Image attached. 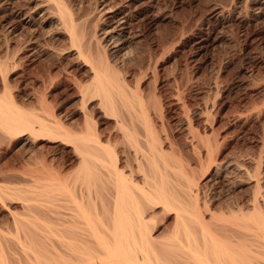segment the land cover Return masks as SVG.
<instances>
[{
    "label": "rangeland",
    "instance_id": "1",
    "mask_svg": "<svg viewBox=\"0 0 264 264\" xmlns=\"http://www.w3.org/2000/svg\"><path fill=\"white\" fill-rule=\"evenodd\" d=\"M2 1L0 58L8 60L6 83L14 101L39 120L59 122L75 133L84 131V113H89L102 141L109 140L119 151L111 110L98 99H80L87 67L63 28L48 20L53 9L42 7L32 26L12 24L15 8L30 12L40 0ZM62 1L82 17L80 28L95 33L103 44L107 24L101 0ZM143 11L132 21L128 56L111 57L113 66L130 86L139 80L148 105L153 93L162 120L151 113L152 123L163 142L188 158L201 201L211 210L219 213L248 204L254 174L264 198V0H155ZM200 139L211 145L210 156ZM194 146L204 150L198 158H192ZM78 164L72 146L60 140L0 132V185L6 192L32 188L39 175L70 176ZM18 197L5 195L0 201V232L13 228V216L32 214L31 202ZM155 211L149 226L154 234L165 235L173 227V214Z\"/></svg>",
    "mask_w": 264,
    "mask_h": 264
},
{
    "label": "bare ground",
    "instance_id": "2",
    "mask_svg": "<svg viewBox=\"0 0 264 264\" xmlns=\"http://www.w3.org/2000/svg\"><path fill=\"white\" fill-rule=\"evenodd\" d=\"M37 2L29 13L10 10V21L32 26L42 7L53 9L48 20L63 28L87 67L79 84L80 99H98L111 110L120 150L102 141L89 113H84V131L75 133L23 110L8 90V60L0 58V132L60 140L72 146L79 160L73 173L61 179L37 175L32 188L11 192L0 185V201L5 195H22L32 207V214L13 216L12 229L1 230L0 264H264V198L256 175H249L256 181L248 204L219 213L211 210L201 201L188 158L163 142L152 123L151 113L156 121L162 120L153 93L148 105L139 80L130 86L111 62L113 56H128L132 21L155 0H101L107 24L103 44L95 33L80 28L82 17L62 0ZM5 8L8 15L9 7ZM198 142L210 156L211 145ZM199 149L194 146L197 155L192 152V158L200 157ZM156 209L173 214V227L163 237L149 226Z\"/></svg>",
    "mask_w": 264,
    "mask_h": 264
}]
</instances>
